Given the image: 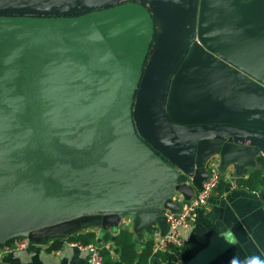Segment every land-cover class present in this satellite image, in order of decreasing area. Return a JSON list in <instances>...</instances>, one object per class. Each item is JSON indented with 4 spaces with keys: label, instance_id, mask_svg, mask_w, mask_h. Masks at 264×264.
Masks as SVG:
<instances>
[{
    "label": "water",
    "instance_id": "95a60500",
    "mask_svg": "<svg viewBox=\"0 0 264 264\" xmlns=\"http://www.w3.org/2000/svg\"><path fill=\"white\" fill-rule=\"evenodd\" d=\"M262 156L264 0H0V251L164 237L209 163Z\"/></svg>",
    "mask_w": 264,
    "mask_h": 264
},
{
    "label": "crops",
    "instance_id": "0c3cea01",
    "mask_svg": "<svg viewBox=\"0 0 264 264\" xmlns=\"http://www.w3.org/2000/svg\"><path fill=\"white\" fill-rule=\"evenodd\" d=\"M171 17H174L173 21L176 19L173 14ZM216 164L212 162L215 167ZM237 179L230 168L208 204L180 229L182 246L153 253L149 264H247L254 256L264 260V188L251 192L239 187ZM197 190L194 188L189 199L179 192L173 195L174 202L180 204L179 210L191 201ZM130 219L123 218L116 228L90 227L79 232L95 233L96 243L111 251L116 264H122L119 255L113 252V244L104 239L107 233L115 236L127 228L134 234L139 249L162 237L158 225L153 224L139 239ZM52 244H32L28 249L16 252L1 250L0 264H87L86 252L64 245L55 250Z\"/></svg>",
    "mask_w": 264,
    "mask_h": 264
},
{
    "label": "built area",
    "instance_id": "2783aa9c",
    "mask_svg": "<svg viewBox=\"0 0 264 264\" xmlns=\"http://www.w3.org/2000/svg\"><path fill=\"white\" fill-rule=\"evenodd\" d=\"M208 178L203 182L201 189H198L191 201L184 205L178 212L174 213L169 210L163 212V216L167 219L169 231L164 237H158L154 241L153 252L161 253L168 250L169 247H181L183 244L179 231L187 226L196 212L205 207L211 196L216 191L218 184L224 178L226 173L221 174L218 169L212 165L207 166ZM187 184L192 185V178H189ZM7 244L3 250L10 252L22 251L28 249L32 243L28 238H15ZM63 245L70 248H77L87 253V264H103L102 248L97 243L83 245L79 242L70 241L69 238L64 239Z\"/></svg>",
    "mask_w": 264,
    "mask_h": 264
},
{
    "label": "trees",
    "instance_id": "16d2710c",
    "mask_svg": "<svg viewBox=\"0 0 264 264\" xmlns=\"http://www.w3.org/2000/svg\"><path fill=\"white\" fill-rule=\"evenodd\" d=\"M248 1L251 0H242V2ZM237 184L239 187L251 192L264 188V156L258 159V164L255 168L246 170L243 176L238 177ZM104 239L113 244V252L119 255V260L122 264H149L154 253L153 241L147 242L142 249H139L134 234L127 228L121 229L115 236L107 233ZM69 240L88 245L96 243V235L93 232H79L69 237ZM63 242L64 239L54 241L52 248L55 250L60 249L63 246ZM101 253L104 260L103 264H116L109 249L102 248Z\"/></svg>",
    "mask_w": 264,
    "mask_h": 264
},
{
    "label": "clouds",
    "instance_id": "9594fccd",
    "mask_svg": "<svg viewBox=\"0 0 264 264\" xmlns=\"http://www.w3.org/2000/svg\"><path fill=\"white\" fill-rule=\"evenodd\" d=\"M247 264H264V260L254 256L247 261Z\"/></svg>",
    "mask_w": 264,
    "mask_h": 264
},
{
    "label": "rangeland",
    "instance_id": "374dc122",
    "mask_svg": "<svg viewBox=\"0 0 264 264\" xmlns=\"http://www.w3.org/2000/svg\"><path fill=\"white\" fill-rule=\"evenodd\" d=\"M94 8V7H93ZM96 9H101L102 8V6H100V7H95ZM91 10V9H90Z\"/></svg>",
    "mask_w": 264,
    "mask_h": 264
}]
</instances>
